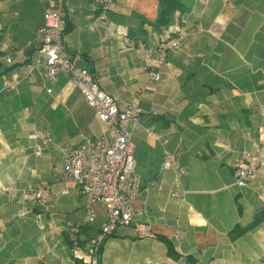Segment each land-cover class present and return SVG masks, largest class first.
Instances as JSON below:
<instances>
[{"label":"crops","instance_id":"1","mask_svg":"<svg viewBox=\"0 0 264 264\" xmlns=\"http://www.w3.org/2000/svg\"><path fill=\"white\" fill-rule=\"evenodd\" d=\"M182 1L185 12L174 16L186 37L163 64L155 54L146 62L137 48L155 50L174 34L173 20L158 26L160 0H114L106 13L94 0H69L64 14L72 61L120 107L137 102L142 110L130 126L142 193L132 224L104 243L100 264L264 262V0ZM45 7L0 0V264H85L88 241L106 220L98 204L92 225L68 230L84 218L86 199L62 180V154L110 135L68 78H46L38 36ZM5 79L21 82L8 92ZM34 132L51 138L40 156L28 138ZM166 152L187 172L179 186L176 170L162 167ZM255 152L262 165L240 188L238 161ZM29 186L51 190L55 208L43 231ZM144 223L152 234L138 238L134 228Z\"/></svg>","mask_w":264,"mask_h":264},{"label":"built area","instance_id":"2","mask_svg":"<svg viewBox=\"0 0 264 264\" xmlns=\"http://www.w3.org/2000/svg\"><path fill=\"white\" fill-rule=\"evenodd\" d=\"M94 1L103 13L109 11L114 3V0ZM68 3L69 0H46L44 22L38 32L41 39L40 51L44 55V61L40 66L49 80L59 76L68 78L82 94L88 106L96 111L110 135L109 139L103 136L87 139L80 147L64 151L62 154V180L75 182L86 199L84 218L69 225V232L77 235L81 227L92 225L98 215L95 206L99 204L105 207L106 220L99 232L88 241L86 257L83 259L85 264H100L104 243L117 229L132 224L135 216L134 204L142 193V180L136 171L134 144L130 131V126L139 123L142 110L137 102L126 108L120 107L113 96L99 87L88 70L78 67L72 61L65 49L64 14L72 12ZM173 22L176 26L173 36L162 39L155 50L142 42L138 43L137 48L143 53L145 60L147 59L146 62L155 54L157 63L163 64L170 52L181 48L186 32L180 26L177 14ZM3 29L0 23V33ZM7 62L10 63L11 59L8 58ZM146 71L151 81L160 80V75L148 65ZM20 82L21 80L5 79L2 90L14 91ZM149 133L154 139L159 140V135L153 130ZM28 138L38 142L32 148V152L37 156L43 153L44 146L51 143L49 135L42 132H34ZM262 161L263 157L259 152L243 153L237 164L235 185L245 187L262 165ZM162 167L165 170H176L177 186L181 184V176L187 173L178 166L176 159L169 152L164 155ZM27 192L31 194L37 210L35 222L43 231L46 228L44 217L51 214L55 208L51 190L48 187L29 186ZM173 196L177 198L178 194L175 193ZM134 233L138 238L150 237L151 226L149 223L136 225Z\"/></svg>","mask_w":264,"mask_h":264},{"label":"trees","instance_id":"3","mask_svg":"<svg viewBox=\"0 0 264 264\" xmlns=\"http://www.w3.org/2000/svg\"><path fill=\"white\" fill-rule=\"evenodd\" d=\"M160 5H161V12L158 20V26L160 27H167L168 25H170L172 23L173 16L175 13L185 12V7L183 5L182 0H160ZM78 238L79 237L75 236V239ZM168 249L171 255L175 254L174 249L170 244H168Z\"/></svg>","mask_w":264,"mask_h":264}]
</instances>
